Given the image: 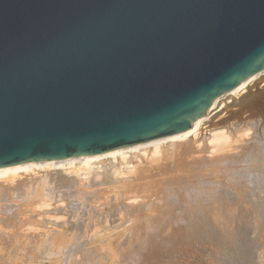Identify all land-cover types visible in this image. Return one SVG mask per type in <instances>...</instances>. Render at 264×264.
<instances>
[{"label": "water", "instance_id": "1", "mask_svg": "<svg viewBox=\"0 0 264 264\" xmlns=\"http://www.w3.org/2000/svg\"><path fill=\"white\" fill-rule=\"evenodd\" d=\"M264 68V0H0V167L183 131Z\"/></svg>", "mask_w": 264, "mask_h": 264}, {"label": "bare ground", "instance_id": "2", "mask_svg": "<svg viewBox=\"0 0 264 264\" xmlns=\"http://www.w3.org/2000/svg\"><path fill=\"white\" fill-rule=\"evenodd\" d=\"M229 96L231 97V99H229L228 101L222 103L218 107L211 110L210 114L207 118H205L204 120H202L198 123L189 125L183 131H180L178 133H174L171 135H167V136L152 139V140L143 141V142H140V143H137L134 145H130V146L119 147V148H116L114 150L107 151V152L79 154V155H75L69 159L62 160V161H56V160L26 161V162L18 163V164L8 166V167H0V200H1V203H0V215H1L0 216V231H1L0 232V241L3 242L5 240V237H6V240L8 239L7 236L4 237L1 234V233H4L3 232L4 226L5 227H13V226L16 227V226H18L17 224H19L18 218L20 215L16 216L14 214L15 211L12 212L13 209L17 211V209H15L13 207H15L18 203L13 206L14 202L17 200H26L27 201V199H30L29 201L32 200L31 202L28 201V204L30 206V210H32L33 213L35 211L36 214L39 216V218L44 216V215H42V213L45 215L48 213V216L50 218H52V219H50L49 222H51V220H52L53 221L52 223H54L55 220H53V218L57 220V219L62 217L61 214H60V216H57L58 214H55V213H58V211H59V209H57V207L59 208V206L61 207V205L65 203L63 198L66 199V197H67V199H69L71 197H75L74 200L76 199L78 201V203L76 202L75 205H73L74 210H76V212L78 210H80V212L83 213L84 216L86 215L85 220L81 219V221H83V229H82L83 231L80 234V236L76 237L77 233H75L74 236L73 235L70 236V235L66 234L65 232H63L64 230H59V229H57V230L60 231V233L53 234V233H55L54 232L55 229L53 231L52 229L48 228V230L53 231L52 234L50 235L52 239L49 237L51 245H53L54 247L56 245L58 248L62 249L64 246L67 245V243H68V245H69V243L76 244V242L78 244L79 240L81 238H84L83 242H84V244L85 243L87 244L86 245V247H87L88 244L90 245V244H92V242L94 244V243H96V241H98V242H100V244L103 248H109L110 251L114 252L115 253L114 255L117 256V259L115 261L113 259H111V261H114L113 264H115L116 262H117V264H121V263L123 264L124 261L121 263H118V261L121 260L120 258L118 260V256H121L122 254H124V256L126 257L125 264H151L152 261L156 259V258L151 259V257L156 255L160 250L161 251L163 250L162 248L165 244V240L168 241L170 239V238L167 239L168 237H172L171 240H173V239L179 240V238L181 239V237H182V239H183V237H184V239H186V237L183 236V233H182V236H180V235H179L180 237L178 236L179 238H174L177 236L174 235V237H173L170 234L172 232H168L170 234V236H169V234H167L168 237H161L162 236L161 233L156 234L157 232H155V235H153L154 233L152 232L153 233L152 236L150 235L149 238L143 239L142 238L144 236L143 233H142L143 236H141L140 230L136 228L137 222L141 221V219L145 220L148 223L149 222L152 223L153 220H156L157 218L162 217V218H164L163 221H167L166 225H165V222L161 221L164 223V225H162L163 223L161 224L162 227L165 226L164 228L169 229L168 231H170V229H174L175 233H177L178 232L177 230L180 229L178 226L179 223H181L182 221H185V219L183 218V215L191 216L190 218H193V225H194L193 227L199 226V228H200V225L202 227V224H204V226H208V227L212 226L213 222L218 219V217L215 218L216 213L217 214L219 213L218 209H220V208L221 209L222 208L227 209V212L231 209V208H229L231 206L230 202L228 203L226 201L227 198L225 196L226 195L225 194V188H224V190H222V188H220V185H221L220 181L221 180L219 178L224 177L228 180V182L233 181V173L235 176L236 170H234V172H233L232 166L237 164V162H238L237 160L240 157L239 156L237 159V156H235V155L242 154L243 160L245 158L246 162H249V164L247 166L248 169L244 168V169L248 170L249 176L253 173V170H252L253 166L254 167L255 166H261V168H262V163H264V160H263L264 159L263 158L264 157L263 156L264 155V153H263L264 149H262V148H264L263 143L260 141V139L259 140L257 139L259 137H258V133L256 134L257 131H255L256 127H258V129H260V133L262 132L261 130L264 129V68L257 70L250 77H247L245 79V81L240 86L234 87L229 92ZM228 113H231V114H228ZM250 122L251 123L256 122L257 125L256 126H254V124L250 125L251 124ZM254 134H256L257 137ZM259 136H261V135H259ZM259 141L262 144V148L259 146V143H260ZM246 145H250V146L247 147V151H243V150H245ZM245 160H244V162H245ZM168 162H171L170 164L172 165V168L171 167H170V169L168 168L170 171L166 170V168H165V166L167 164L169 165ZM254 163H257V164L253 165ZM244 164H246V163H244ZM241 167H243V166H241ZM255 170L257 171V169H255ZM39 172H45V173H42L43 175H40L39 177H37L38 175L37 176H31L32 173H39ZM64 172H67V174H71V176L65 175ZM244 172H243L244 174L242 173V177H244V178L249 177V176H246L247 175L246 171H244ZM25 173L26 174L29 173L30 178H29V176H28V178H25L24 176H22ZM237 174H239V173H237ZM220 175H221V177H220ZM224 178H223V181L225 180ZM257 179H259V178H257ZM152 180H154L153 184L151 182ZM251 180L252 179H250V181ZM261 180H264V178ZM223 181H221V182H223ZM226 181H224V182L228 183ZM248 181H247V183H248ZM255 181L258 184V180H255ZM44 182L46 184H51V186H53V188H54V191H55V187H54L55 183L59 184V186L65 187V188H74L75 190H73V191L70 190L68 192H64V193H67L66 195L64 193L62 195V192L57 190L59 192V194L62 195L58 199L53 197L55 195L52 196L51 194H49V193H51L50 190H48V191H50L48 193V191L47 192L45 191L46 188L43 189V187L41 190H38V191H36L35 194H33L32 193L33 188L36 186H39V185H43ZM262 182H260V184ZM38 183H41V184H38ZM52 183H53V185H52ZM232 183L233 182H231V185H232ZM237 183H238V181H237ZM241 183L242 182H240V184ZM252 183H254V182H252ZM222 184L224 185V183H222ZM248 184H246V185H248ZM250 184H251V182H250ZM238 185H239V183H238ZM251 185H249V186L251 187ZM48 186L50 187V185H48ZM44 187H46V185ZM235 187L237 188L236 185H235ZM255 187L257 188L258 186H255ZM245 188H246V186H245ZM247 188H248V186H247ZM258 188H260V187H258ZM35 189H37V188H35ZM39 189H40V187H39ZM227 189L230 191L231 188L230 187L228 188V186H227ZM238 189H239L238 190V193H239V191L244 190V187L240 186ZM252 189H254V188L252 187ZM59 190H60V187H59ZM260 190H264V189H260ZM156 191L159 193L160 192L163 193L165 199L162 198L163 196L161 194L160 195L162 197H159L158 196L159 194H158L156 196V197H159L158 199L156 197L152 199L151 197H153L154 194H156ZM259 191H257V192L259 193ZM231 192H233V191H230V194L232 195ZM52 193H53V191H52ZM226 193L229 194V192H226ZM233 194L235 195V192ZM255 194L253 193V195H255ZM259 195H260V193H259ZM172 196L173 197L175 196L174 200H173ZM236 196H237V194H236ZM242 196L244 197V195H242ZM56 197H58V196L56 195ZM170 197H172L171 202L169 199ZM230 197H232V196H230ZM251 197H250V199H251ZM150 198L152 200H150ZM257 198H259V197H257ZM257 198H256V200H257ZM167 199H169V201H167ZM229 199H236V198L233 197V198H229ZM244 199H243V202H245ZM262 199L263 198H261V201H262ZM253 201H255V200H253ZM261 201H260V203H261ZM240 202H241V200H240ZM121 203H122V206H121ZM251 203H253V202H251ZM257 203L258 202L256 201V205H257L256 209L259 210V212H260V209L258 207L259 203L258 204ZM205 204H207V207H205L206 206ZM110 205L116 206V209L113 211V209L115 207L114 206L112 209L113 212L109 213V214H111V215H109L110 219L108 218V216H106V217H104L103 221L101 223H99L100 218L97 215L98 212L101 211V209H103V207L107 208ZM252 205H254V204H252ZM262 205H259V206H262ZM9 206H11V207L9 208ZM68 206H70L73 210V207L71 206V204L70 205L68 204ZM16 207H18V206H16ZM244 207H245V204H244ZM263 207H264V205H263ZM48 209L51 211H48ZM56 209H57V211H56ZM109 209H110V207H109ZM26 210L27 209H25L24 211H26ZM61 210H62V208H61ZM63 210L61 212H63ZM170 210H172V211L170 212ZM252 210H249V212H251ZM204 211H206L208 213L207 214L208 217H211L210 221H206L207 215H205L203 213ZM239 211H242V210L239 209ZM259 212H257V214ZM263 212H264V210H263ZM51 213H54V214H51ZM169 213L171 215L170 217H167V218H169V220H167V218L165 220V216L169 215ZM172 213H173V215H172ZM17 214H19V212H17ZM22 214L23 213H21V215ZM176 214H178V217H176L177 216ZM234 214H235V212H234ZM234 214H233V216H234ZM250 214L253 215V211ZM242 215H243V213H242ZM30 216H29V219H30ZM76 216H77L76 214H75V216H73V218L75 220H76ZM228 216H227V218H229ZM259 216L261 217V215H259ZM45 217H47V216H45ZM243 217H244V215H243ZM79 219H80V217H79ZM101 219H102V217H101ZM220 219H221V217H220ZM243 219L241 220V218H240L241 221H243ZM247 219H248V217H247ZM32 220H34V219H32ZM253 220H254V218H253ZM39 221H41V220H39ZM236 221H235V223H236ZM42 222H43V220H42ZM42 222L39 224H42ZM93 222H94V224H93ZM146 222H145V224H146ZM227 222L228 221H226V223ZM243 222H245V221H243ZM155 223L157 224L158 221ZM239 223H240V221H239ZM245 223H247V222H245ZM90 224H92V226ZM223 224L224 223H222V225ZM236 225H237V223L235 224V227H236ZM243 225H244V223H243ZM38 226H41V225H37V224H36V226H35V224L32 225L30 227V231L32 229L34 231L40 230L41 228ZM48 226H46V228ZM144 226H146V225H144ZM156 226H158V225H156ZM186 226H188V225H186ZM240 226L241 225H239L238 227H240ZM73 227H75V226L73 225ZM202 228H203L202 230L200 229L201 231L204 230V227H202ZM122 229L125 231L128 230V233L126 232L127 235H125L124 237H122L120 235L122 238L121 247L122 248L124 247V248L123 249L120 248L121 251L123 250V252H121L119 250V248H117L119 250L117 252L116 247L113 246V244L118 243V242L114 243V241L118 238V235H119V233H117L116 230L120 231ZM158 229H160V225H159V228H157V230ZM165 229H163V231ZM21 230H22V228L20 229V231ZM57 230H56V232H57ZM73 230H76V229H73ZM73 230L69 231V233L73 232ZM145 230H146V228H145ZM34 231L32 233H34ZM142 231H143V229H142ZM166 231L167 230H165V232ZM189 231H190V229H189ZM209 231H210V229H209ZM216 231H214L213 233H215ZM233 231H236V230L233 229ZM47 232L49 233L50 231H47ZM181 232H182V230H181ZM28 233H27L28 237H29V235L32 236L31 235L32 233H29V235H28ZM41 233H43V232L38 231V233L36 234V237L38 238V235L42 236ZM48 233H47V236L44 233L43 234L48 238ZM120 233H122V232H120ZM204 234L205 233H203V235ZM231 234H233V233H231ZM11 235H12V233H11ZM197 235H200V234H197ZM209 235L212 236L211 234H209ZM15 236H18L15 240L16 242H18V241L22 242L20 237H22L23 235L21 233L16 232ZM237 236H239V235L237 234ZM42 237H41V240H43ZM195 237H196V235H195ZM218 237H217V239H218ZM230 237H233V236H230ZM33 238H34V236L32 237V239ZM199 238L197 237L196 240H198ZM201 238H202V236H201ZM205 238H203L204 240L202 239L203 242L204 241L207 242V239L205 240ZM234 238H232V240ZM213 239H214V243H215V238L213 237ZM29 240L30 239L28 238V241ZM35 240H39L40 243L42 242L40 240V238L35 239ZM118 240H120V239H118ZM171 240L169 242H171ZM222 240H223V237H222ZM28 241H25L24 243H27ZM39 241H38V245H39ZM45 241L46 240L44 239V242ZM179 241L181 243L182 240H179ZM219 241L220 240H218V242ZM8 242H9V240H8ZM12 242H13V244L15 243L14 240ZM30 242H32V241H30ZM30 242L28 244H30ZM35 242H37V241H35ZM35 242H32V243H35ZM47 242L49 243V240ZM193 242H198V241H193ZM208 242H209V240H208ZM211 242H209V243H211ZM218 242L215 244L220 245L221 242H219V243ZM223 242H222V244H224ZM35 244H37V243H35ZM43 244H45V243H43ZM43 244H42V246H43ZM84 244L82 243V245H84ZM170 244H171L170 246H173L172 243H170ZM190 244H192V243H190ZM30 245L32 246V248H34L33 244H30ZM170 246L168 245L169 248H170ZM176 246H177V248L179 247V245L176 244L175 248H176ZM37 247H38V250L41 248V247L39 248V246L36 245V249H37ZM78 247H79V245H78ZM93 247H94V245H93ZM228 247L230 248V246H228ZM47 248H49V247H47ZM52 248L50 247V249H52ZM58 248H56V249H58ZM73 248H74V246L71 248L72 249L71 251L74 250ZM96 248H95V250H96ZM164 248H166V247H164ZM231 249H232V247H231ZM52 250H54V249H52ZM98 250H99V248H98ZM221 250H223V249H221ZM22 251L25 252L24 249H22ZM39 251H41V249ZM68 251H70V250H68ZM169 251L171 252V250H169ZM210 251L212 252L211 249H210ZM216 251L218 252V250H216ZM223 251H225V250H223ZM43 252H44V249H43ZM75 252L76 251H74L73 253H75ZM165 252H166V250H165ZM177 252H179V251H177ZM45 253H46V251H45ZM73 253H71L72 256H73ZM174 253H176V252H174ZM214 253H215V255H217L215 250H214ZM234 253H235V251H234ZM95 254H97V252ZM163 254H164V252H163ZM27 255L31 256L33 254H31V252H30V254L28 253ZM53 255L55 256V252ZM170 255H172V254L170 253ZM203 255H205V254H203ZM222 255H224V254H222ZM178 256L179 255L177 254L176 257H178ZM232 256H235V255H232ZM33 257H34V255H33ZM42 257H43V255H42ZM62 257H64V256H62ZM158 257H159V255H158ZM180 257H182V256H180ZM27 258H28V256H27ZM85 258H86V256H85ZM89 258H91V257L89 256ZM96 258L98 260V264H100L101 259L98 258V255L96 256ZM104 259H105V257H104ZM123 259H125V258H123ZM168 259H170V258H168ZM49 260H51V259H49ZM59 260H60V258H59ZM83 260L79 259L78 261L84 262V264H94L92 259H87V261H83ZM203 260H204V258H203ZM214 260H217V259L215 258ZM218 260L216 262H218ZM231 260H232V262H234L233 260H235V259H231ZM237 260L239 261V259H237ZM106 261H107V259H106ZM223 262H224V264H226L225 261H223ZM232 262H231V264H232ZM240 262H241V260H240ZM244 262H246V261H244ZM102 263H104V262L102 261ZM236 263H239V262H236ZM65 264H67L66 261H65Z\"/></svg>", "mask_w": 264, "mask_h": 264}, {"label": "rangeland", "instance_id": "3", "mask_svg": "<svg viewBox=\"0 0 264 264\" xmlns=\"http://www.w3.org/2000/svg\"><path fill=\"white\" fill-rule=\"evenodd\" d=\"M232 113V112H231ZM231 113H228V114H231ZM230 116V115H229ZM251 123V122H250ZM254 124V126H256L257 124H256V122H252L250 125H253ZM257 129V130H256ZM259 130V131H258ZM255 131H257L256 132V134L258 133V137L259 138H257L258 140L260 139V141L263 143V147H264V129L263 130H261L262 132L260 133V129H258V127H256L255 128ZM260 133V134H259ZM256 134H254V135H256ZM259 135H261V136H259ZM256 137H257V135H256ZM259 141V142H260ZM261 142L259 143V146L262 148V144H261ZM250 145H246L245 146V150H243V151H247V147H249ZM262 149H264V148H262ZM264 153V152H263ZM235 156H237V159H238V157H239V159L237 160L238 162H237V164H235V165H233L232 167H233V169H232V171L234 172V170H236V173H235V176H234V173H233V181H229L228 182V180L226 179V178H224V177H221V175H220V177L221 178H219L221 181H223V178L225 179L224 181H226V182H228V183H225L224 181L223 182H221L220 180V188H222V190H224V188H225V196H226V201L229 203L230 202V204H231V206L229 207V208H231L228 212H227V209H218L219 210V213L217 214L216 213V216H215V218H217L218 217V219L216 220V221H214L213 222V224H212V226H204V224H202V227H204V230L203 231H201L203 228L201 227V225H200V228H199V226L198 227H193L194 225H193V218H190L191 216H187V215H183V218L185 219V221H182L181 223H179V230H177L178 232L177 233H175L174 232V229H170V231H168L169 229H165L164 227L165 226H163L162 227V225H164V223L163 222H165V225H166V222L167 221H163V219L164 218H157L156 220H153L152 221V223H148V222H146L145 220H143V219H141V221H138L137 222V224H136V228L137 229H139L140 230V233H141V236H143L142 238L143 239H147V238H149L150 237V235L152 236V234L153 235H155V232H157L156 234H160L161 233V237H168V235L167 234H169L168 232H172V233H170L173 237H174V235L175 236H177V237H174V238H179L180 236H182V233H183V236H185L186 237V239H184V237H183V239H182V237H181V239L179 238V240H182L181 241V243H180V241L177 239H173V240H171V238L172 237H168L167 239H169L168 241L167 240H165V244H164V246H163V250L161 251H159L156 255H154L153 257H151V259L152 258H156L155 260L157 261H155V260H153L152 261V263L151 264H218L220 261L222 262H220L219 264H224V262L223 261H225V263L226 264H231V262H232V260L231 259H235V260H233L234 262H232V264L234 263V264H264V212H263V210H264V207H263V205H264V190H260V189H264L263 187H264V180H261V179H263L264 178V163H262V168H261V166H253L252 167V170H253V173L249 176V172H248V164H249V162H246V160H245V158H244V160H245V162H244V160H243V156H242V154H238V155H235ZM264 156V155H263ZM264 158V157H263ZM262 158V159H263ZM242 159V160H241ZM264 160V159H263ZM240 161V162H239ZM263 162V161H262ZM169 163V165L167 164L166 166H165V168H166V170H169L170 169V167L172 168V165L170 164L171 162H168ZM244 163H246V164H244ZM255 164H257V163H254L253 165H255ZM168 166V167H167ZM241 166H243V167H241ZM238 167V168H237ZM169 168V169H168ZM235 168V169H234ZM241 168V169H240ZM244 168H247V169H244ZM239 169V170H238ZM255 169H257V171L255 170ZM243 170V171H242ZM170 171V170H169ZM168 171V172H169ZM244 171H246V176H249V177H246V178H244V177H242V173L244 172ZM256 173H255V172ZM42 173H45V172H39V173H32L31 174V176H37V177H39L40 175H43ZM237 173H239V174H237ZM245 173V172H244ZM243 173V174H244ZM64 174L65 175H70L71 176V174H67V172H64ZM237 174V175H236ZM254 174V175H253ZM260 174V175H259ZM30 174L28 173V174H23L22 176H24L25 178H28V176H29ZM253 175V176H252ZM259 177H258V176ZM237 176V177H236ZM261 176V177H260ZM23 177V178H24ZM236 177V178H235ZM242 177V178H241ZM29 178H30V176H29ZM257 178H259V179H257ZM239 179V180H238ZM250 179H252L251 181H250ZM238 181V183H239V185L240 186H243L244 187V190L243 191H239V193H238V188L240 187L239 185H238V183H237V181ZM242 180V181H241ZM255 180H258V184L256 183V181ZM154 180H152L151 182H152V184L154 183L153 182ZM158 181V180H157ZM247 181H248V183H247ZM263 181V182H262ZM231 182H233L232 183V185H231ZM240 182H244L243 184L241 183L240 184ZM250 182H251V184H250ZM252 182H254V183H252ZM260 182H262L261 184H260ZM222 183H224V185L222 184ZM38 184H41V183H38ZM37 184V185H38ZM46 185V187H44L45 185ZM44 184L43 185H39V186H36V187H34L33 188V190H32V193L33 194H35L36 193V191H38V190H41L42 189V187H43V189H45L46 188V192L48 191V190H50L51 191V193H49L50 191H48V193L49 194H51L52 196L53 195H55V196H53L54 198H59V197H61L62 195H63V193L64 192H68V191H73V190H75L74 188H65V187H62V186H59V184H56L55 183V185H54V187H55V191H54V188H53V186H51V184H46L45 182H44ZM226 184V185H225ZM234 184V185H233ZM246 184H248V185H246ZM256 184V185H255ZM48 185H50V187L48 186ZM52 185H53V183H52ZM235 185L237 186V188L235 187ZM249 185H251V187L249 186ZM258 186V187H260V188H256L255 186ZM260 185V186H259ZM59 186L60 187V190H59V187L57 188V187ZM227 186H228V188L230 187L231 189H230V191H233V192H231L232 193V195L230 194V191L227 189ZM245 186H246V188H245ZM247 186H248V188L250 189H248L247 188ZM39 187H40V189H39ZM52 187V188H51ZM234 189H233V188ZM252 187L254 188V189H252ZM35 188H37V189H35ZM51 188V189H50ZM227 189V190H226ZM256 189V190H255ZM35 190V191H34ZM60 191V192H62V195H60L59 194V192L58 191ZM221 190V189H220ZM235 190V191H234ZM252 190V191H251ZM260 190V191H259ZM34 191V192H33ZM52 191H53V193H52ZM251 191V192H250ZM256 191V192H255ZM257 191H259V193H260V195H259V193L257 192ZM55 192V193H54ZM226 192H229V194L228 193H226ZM235 192V195L233 194ZM241 192V193H240ZM253 193L255 194V195H253ZM263 193V194H262ZM65 195L67 194V193H64ZM159 194V195H158ZM163 196H161V195ZM236 194H237V196H236ZM50 195V196H51ZM56 195L58 196V197H56ZM159 196V197H162V198H164V195H163V193H159V192H157L156 191V194H154V196L153 197H151L152 199L153 198H155L156 196ZM228 195V196H227ZM240 197H239V196ZM242 195H244V197L242 196ZM247 195V196H246ZM262 195V196H261ZM33 196V195H32ZM230 196H232V197H230ZM246 196V197H245ZM252 196V197H251ZM159 197H156L157 199L159 198ZM173 197V196H172ZM172 197H170L169 199H170V202L172 201ZM175 197V196H174ZM173 197V200L175 199ZM236 198V199H229V198ZM250 197H251V199H250ZM254 197V198H253ZM257 197H259V198H257ZM74 198L75 197H71V198H69V199H67V197H66V199L65 198H63V200L65 201V203L64 204H62L61 205V207L59 206V208L57 207V209H59V211H58V213H55V214H58L57 216H60V214H61V218H59V219H54L53 218V220H55L54 221V223H52L53 221L51 220V222H49L50 221V219H52V218H50L49 216H48V213L45 215V214H43L42 213V215H44L43 217H41V218H39V216L36 214V212L34 211V213H33V211L32 210H30V206H29V204H28V201L30 200V199H27V201L26 200H17V201H15L14 202V204H13V206L14 205H16L17 203V205L16 206H18V207H13V208H15V209H17V211L16 210H14L13 208V211L12 212H14V214L17 216V215H20L19 216V218H18V221H19V224H17L18 226H16V227H5L4 226V230H3V232L5 233H1L4 237L5 236H7V240H6V237H5V240L2 242V241H0V264H65V261H66V263L67 264H84V262H79L78 260L79 259H84L85 258V256H86V258L83 260V261H87V259H92V261H93V263L94 264H98V260H97V258H96V256L98 255V258L99 259H101V263L100 264H113L114 263V261L117 259V256L116 255H114L115 253L114 252H111L110 251V249L109 248H103L102 246H101V244H100V242H98V241H96V243H94L93 244V242H92V244H88V246L86 247V243L84 244V238H81L80 240H79V242H78V244H77V242H76V244H71V243H69V245H68V243H67V245L66 246H64L62 249H60V248H58L56 245H55V247L56 248H58V249H56L53 245H51V243H50V238H51V234H52V232L54 231V229H55V233H53V234H58V233H60V231H58L57 229H59V230H64L63 232H65L66 234H68V235H70V236H74L75 235V233H77V235H76V237L77 236H80V234L82 233V229H83V221H81V219H83V220H85V216H84V214L83 213H81L80 212V210H78L77 212L79 213H77L76 212V210H74V207H73V205H75V203L77 202L78 203V201L75 199L74 200ZM150 198V200H152ZM245 198V199H244ZM248 200H247V199ZM253 198V199H252ZM256 198H257V200H256ZM261 198H263L262 199V201H261ZM72 199V200H71ZM165 199V198H164ZM169 199H167V201H169ZM243 199H244V201L245 202H243ZM230 200V201H229ZM233 200V201H232ZM240 200H241V202H240ZM247 200V201H246ZM253 200H255V201H253ZM32 201V200H31ZM31 201H29V202H31ZM70 201V202H69ZM74 201V202H73ZM232 201V202H231ZM256 201L259 203H257L258 204V207H259V209H260V212H259V210H257L256 209V207H257V205H256ZM260 201H261V203H260ZM251 202H253V203H251ZM0 203H1V200H0ZM239 203V204H238ZM242 203V204H241ZM68 204L70 205L71 204V206L73 207V210H72V208L70 207V206H68ZM244 204H245V207H244ZM251 204V205H250ZM252 204H254V205H252ZM263 204V205H262ZM21 205V206H20ZM56 205V204H55ZM206 205V206H205ZM204 206L205 207H207V204H205ZM259 205H262V206H259ZM115 205H113V206H108L107 208H105V207H103V209H101V211H99L98 212V216H99V218H100V222L99 223H101L102 221H103V219H104V217H106V216H108V218L110 219V216L109 215H111V214H109V213H112L115 209H116V206L114 207ZM121 206H122V203H121ZM238 206V207H237ZM250 206V207H249ZM254 206V207H253ZM11 206H9V208H10ZM109 207H110V209H109ZM113 207H114V209H113ZM236 207V208H235ZM61 208H62V210H63V212H61L62 210H61ZM67 208V209H66ZM238 208V209H237ZM244 208V209H243ZM253 210H252V209ZM255 208V209H254ZM263 208V209H262ZM25 209H27L26 211L28 212H26V211H24ZM57 209H56V211H57ZM112 209H113V211H112ZM239 209H241L242 211H239ZM61 210V211H60ZM206 210V209H205ZM249 210H252L253 211V215H251L250 213H252V211L251 212H249ZM255 210V211H254ZM24 211V212H23ZM32 211V212H31ZM47 211V210H46ZM48 211H51V210H49L48 209ZM75 211V212H74ZM172 210H170V212H171ZM231 211V212H230ZM238 211V212H237ZM244 211V212H243ZM248 211V212H247ZM259 212L258 214H257V212ZM17 212H19V214H17ZM53 212V211H52ZM77 215L76 216V220L73 218V216H75V214ZM218 212V211H217ZM234 212H235V214H234ZM240 212V213H239ZM246 212V213H245ZM262 212V213H261ZM21 213H23L22 215H21ZM26 213V214H25ZM30 213V214H29ZM81 213V214H80ZM205 215H207L208 213L206 212V211H204L203 212ZM231 213V214H230ZM242 213H243V215H244V217H243V215H242ZM248 213V214H247ZM257 215H256V214ZM261 213V214H260ZM34 214V215H33ZM51 214H54V213H51ZM74 214V215H73ZM233 214H234V216H233ZM240 214V215H239ZM247 214V215H246ZM263 214V215H262ZM31 215V216H30ZM82 215V216H81ZM172 215H173V213H172ZM177 216L176 217H178V214H176ZM218 215V216H217ZM229 215V216H228ZM249 215V216H248ZM259 215H261V217L259 216ZM1 216V215H0ZM29 216H30V219H29ZM45 216H47V217H45ZM70 216V217H69ZM72 216V217H71ZM171 215H170V213H169V215H167V216H165V220H166V218L167 217H170ZM221 217V219H220V217ZM227 216L229 217V218H227ZM240 216V217H239ZM248 217V219H247V217ZM254 216V217H253ZM22 217V218H21ZM79 217H80V219H79ZM84 217V218H83ZM101 217H102V219H101ZM182 217V216H181ZM239 217V218H238ZM27 218V219H26ZM34 219V220H32V219ZM63 218V219H62ZM240 218H241V220L243 219V221H245V222H247V223H245V222H243V221H241L240 220ZM253 218H254V220H253ZM263 218V219H262ZM79 219V220H78ZM189 219V220H188ZM230 219V220H229ZM39 220H41V221H39ZM42 220H43V222H42ZM160 220V221H159ZM167 220H169V218H167ZM211 220V217H208V215H207V219H206V221H210ZM220 220V221H219ZM237 220V221H236ZM249 220V221H248ZM57 221V222H56ZM146 222V224H145V222ZM158 221V223L156 224L155 222H157ZM161 221H163V222H161ZM226 221H228L227 223H226ZM235 221H236V223H237V225H236V227H235ZM239 221H240V223H239ZM36 222V223H35ZM42 222V224H39V223H41ZM66 222V223H65ZM18 223V222H17ZM48 223V224H47ZM163 223V224H162ZM189 223V224H188ZM221 223V224H220ZM222 223H224L223 225H222ZM242 223V224H241ZM243 223H244V225H243ZM34 225L35 224V226H36V224L37 225H41V226H38V227H40L41 229L40 230H37V231H34L33 229L30 231V227L32 226V225ZM45 224V225H44ZM93 224H94V222H93ZM162 224V225H161ZM220 224V225H219ZM246 224V225H245ZM49 225V226H48ZM72 225V226H71ZM73 225L75 226V227H73ZM91 226H92V224H90ZM138 225V226H137ZM144 225H146V226H144ZM150 225V226H149ZM156 225H158V226H156ZM159 225H160V229H158L157 230V228H159ZM186 225H188V226H186ZM222 225V226H221ZM233 225V226H232ZM239 225H241L240 227H238ZM251 225V226H250ZM46 226H48L47 228H46ZM82 226V227H81ZM148 226V227H147ZM56 227V228H55ZM139 227V228H138ZM150 227V228H149ZM191 227V228H190ZM224 227V228H223ZM229 227V228H228ZM250 227V228H249ZM22 228V230L20 231V229ZM48 228L49 229H52V230H48ZM145 228H146V230H145ZM156 228V229H155ZM162 228V229H161ZM222 228V229H221ZM226 228V229H225ZM238 228V229H237ZM10 229V230H9ZM73 229H76V230H73ZM142 229H143V231H142ZM149 229V230H148ZM155 229V230H154ZM163 229H165V230H167L166 232H165V230L163 231ZM189 229H190V231H189ZM201 229V230H200ZM209 229H210V231H209ZM231 229V230H230ZM233 229L234 230H236V231H233ZM251 229V230H250ZM24 230V231H23ZM46 230V231H45ZM56 230H57V232H56ZM68 230V231H67ZM73 230V232H71V233H69V231H72ZM80 232H79V231ZM161 230V231H160ZM181 230H182V232H181ZM212 230V231H211ZM216 231L215 233H213L214 231ZM227 230V231H226ZM34 231V233H32ZM38 231L39 232H43L46 236H47V231H50L49 233H48V238L43 234V233H41L42 234V236L41 235H38V238L36 237V234L38 233ZM76 231V232H75ZM117 231V233H119V235H118V238L114 241V243L116 242H118L117 244H113V246L114 247H116V251L118 252L119 250L121 251V249L120 248H122L121 247V244H122V238H121V236L122 237H124L125 235H127V233H128V230H120V231H118V230H116ZM125 231V232H124ZM193 233H192V232ZM208 231V232H207ZM1 232V231H0ZM14 232V233H13ZM16 232L17 233H21L23 236L22 237H20L21 238V240H22V242H16L15 240H16V238L18 237V236H15V234H16ZM32 233L31 235L32 236H30L29 235V233ZM37 232V233H36ZM47 232V233H46ZM79 232V233H78ZM115 232V231H114ZM120 232H122V233H120ZM127 232V233H126ZM146 234H145V233ZM149 232V233H148ZM153 232V233H152ZM159 232V233H158ZM165 232V233H164ZM236 234H235V233ZM248 232V233H247ZM8 233V234H7ZM11 233H12V235H11ZM27 233H28V235H29V237L27 236ZM142 233H143V235H142ZM163 233V234H162ZM175 233V234H174ZM187 233V234H186ZM191 233V234H190ZM203 233H205L204 235H203ZM218 233V234H217ZM231 233H233V234H231ZM248 235H247V234ZM170 234H169V236H170ZM186 234V235H185ZM197 234H200L201 236H202V238H201V236L200 235H197ZM208 234V235H207ZM209 234H211L212 236H210ZM231 234V235H230ZM237 234L239 235V236H237ZM10 235V236H9ZM121 235V236H120ZM165 235V236H164ZM180 235V236H179ZM188 235V236H187ZM195 235H196V237H195ZM219 237H218V236ZM227 235V236H226ZM15 236V237H14ZM34 236V238L35 239H39L40 238V240H41V237H42V239L43 240H41L42 242L40 243V241L39 240H35L34 238L32 239V237ZM179 236V237H178ZM204 236V237H203ZM209 236V237H208ZM230 236H233V237H230ZM12 239H11V238ZM31 237V238H30ZM45 237V238H44ZM194 237V238H193ZM199 238L198 240H196V238ZM206 237V238H205ZM212 237V238H211ZM213 237L215 238V243H217L218 242V240H220L219 242H221V244L219 245V244H215L214 243V239H213ZM217 237H218V239H217ZM222 237H223V240H222ZM236 239H235V238ZM28 238L30 239L29 241H28ZM188 238V239H187ZM203 238H205V240L207 239V242L206 241H204L203 242ZM211 238V239H210ZM232 238H234L233 240H232ZM27 239V240H26ZM32 239V240H31ZM44 239L46 240L45 242H44ZM52 239V238H51ZM118 239H120V240H118ZM165 239V238H164ZM203 239V240H202ZM8 240H9V242H8ZM14 240V244H13V241ZM49 240V243L47 242ZM171 240V242H169ZM188 240V241H187ZM198 241V242H193V241ZM208 240H209V242H211V243H209L208 242ZM211 240V241H210ZM217 240V241H216ZM25 241H28L27 243H24ZM30 241H32V242H35V241H37V242H35V243H37V244H35V243H32V242H30ZM38 241H39V245H38ZM167 241V242H166ZM187 241V242H186ZM224 241V242H223ZM230 241V242H229ZM232 241V242H231ZM2 242V243H1ZM8 244H7V243ZM30 242V244H33V246H34V248H32V246L30 245V244H28ZM120 242V243H119ZM185 242V243H184ZM218 242V243H219ZM222 242L224 243V244H222ZM228 242V243H227ZM43 243H45V244H43ZM82 243L84 244V245H82ZM99 243V244H98ZM168 243V244H167ZM170 243H172L173 244V246H170L171 244ZM188 243V244H187ZM190 243H192V244H190ZM194 243V244H193ZM197 243V244H196ZM227 243V244H226ZM8 246H7V245ZM35 244V245H34ZM42 244H43V246H42ZM179 245V247L177 248V246H176V248H175V245ZM214 244V245H213ZM229 244V245H228ZM232 244V245H231ZM27 247H26V246ZM29 245V246H28ZM36 245L37 246H39V248L41 249V251H39L38 250V247H37V249H36ZM41 245V246H40ZM51 245V246H50ZM78 245H79V247H78ZM93 245H94V247H93ZM166 245V246H165ZM168 245L170 246V248L168 247ZM194 245V246H193ZM224 247H223V246ZM74 246V250L73 251H71L72 249V247ZM119 246V247H118ZM200 246V247H199ZM217 246V247H216ZM222 246V247H221ZM228 246H230V248L228 247ZM46 249H45V248ZM47 247H49V248H47ZM50 247L52 248V249H54V250H52V249H50ZM97 247V248H96ZM164 247H166V248H164ZM168 247V248H167ZM231 247H232V249H231ZM234 247V248H233ZM89 248V249H88ZM94 248V249H93ZM95 248H96V250H95ZM98 248H99V250H98ZM117 248H119V250L117 249ZM124 248V247H123ZM122 248V249H123ZM174 248V249H173ZM183 248V249H182ZM188 248V249H187ZM196 248V249H195ZM213 248V249H212ZM22 249H24V251L26 252H23L22 251ZM43 249H44V252H43ZM106 249V250H105ZM171 250V252L169 251V250ZM201 249V250H200ZM210 249L212 250V252L210 251ZM220 249V250H219ZM221 249H223V250H225V251H223V250H221ZM19 250V251H18ZM29 250V251H28ZM50 250V251H49ZM68 250H70V251H68ZM106 252H105V251ZM165 250H166V252H165ZM190 250V251H189ZM214 250H215V252H216V254L217 255H215V253H214ZM216 250H218V252L216 251ZM230 252H229V251ZM45 251H46V253H45ZM59 251V252H58ZM65 253H63V252ZM74 251H76L75 253H73ZM81 251V252H80ZM97 252V254H95L96 252ZM177 251H179V252H177ZM183 251V252H182ZM189 251V252H188ZM223 251V252H222ZM234 251H235V253H234ZM30 252H31V254H33L34 255V257H33V255H27L28 253L30 254ZM50 252V253H49ZM54 252H55V256L53 255L54 254ZM69 252V253H68ZM95 252V253H94ZM109 252V253H108ZM121 252H123V250L121 251ZM163 252H164V254H163ZM174 252H176V253H174ZM202 252V253H201ZM210 254H208V253ZM225 252V253H224ZM229 254H227V253ZM44 253V254H43ZM60 253V254H59ZM68 253V254H67ZM71 253H73V256H72V254ZM162 253V254H161ZM166 253V254H165ZM170 253L172 254V255H170ZM186 253V254H185ZM215 256H213L212 254ZM234 253V254H233ZM48 254V255H47ZM58 254V255H57ZM83 254V255H82ZM100 254V255H99ZM106 254V255H105ZM174 254V255H173ZM177 254L179 255L178 257H176L177 256ZM203 254H205V255H203ZM208 254V255H207ZM221 254V255H220ZM222 254H224V255H222ZM42 255H43V257H42ZM52 255V256H51ZM57 255V256H56ZM68 255V256H67ZM82 255V256H81ZM105 255V256H104ZM109 255V256H108ZM158 255H159V257H158ZM185 257H184V256ZM232 255H235V256H232ZM27 256H28V258H27ZM59 256V257H58ZM62 256H64V257H62ZM78 256V257H77ZM89 256L91 257V258H89ZM109 258H108V257ZM111 256V257H110ZM180 256H182V257H180ZM208 256V257H207ZM210 256V257H209ZM228 256V257H227ZM58 257V258H57ZM69 257V258H68ZM71 257V258H70ZM77 257V258H76ZM81 257V258H80ZM84 257V258H83ZM104 257H105V259H104ZM225 257V258H224ZM227 257V258H226ZM235 257V258H234ZM27 258V259H26ZM59 258H60V260H59ZM115 258V259H114ZM119 258L122 260H119ZM123 258H125V259H123ZM168 258H170V259H168ZM203 258H204V260H203ZM209 258V259H208ZM219 259L218 260V262H216L217 260H214V259ZM222 258V259H221ZM46 259V260H45ZM49 259H51V260H49ZM106 259H107V261H106ZM111 259H113L114 261H111ZM158 259V260H157ZM224 259V260H223ZM231 261H229V260ZM237 259H239V261L237 260ZM244 259V260H243ZM59 262H58V261ZM96 260V261H95ZM105 260V261H104ZM118 263H121V262H123V264H125V261H126V257L124 256V254H122L121 256H118ZM208 260V261H207ZM240 260H241V262H240ZM260 260V261H259ZM11 261V262H10ZM77 261V262H76ZM102 261L104 262V263H102ZM160 261V262H159ZM227 261V262H226ZM244 261H246V262H244ZM4 262V263H3ZM159 262V263H158ZM202 262V263H201ZM216 262V263H215ZM236 262H239V263H236ZM115 264H117V262L115 263ZM122 264V263H121Z\"/></svg>", "mask_w": 264, "mask_h": 264}]
</instances>
